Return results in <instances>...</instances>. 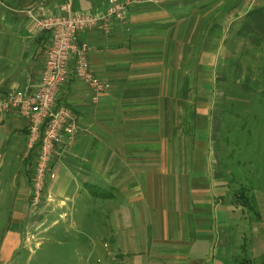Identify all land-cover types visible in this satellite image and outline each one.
Returning a JSON list of instances; mask_svg holds the SVG:
<instances>
[{
	"label": "crops",
	"instance_id": "0c3cea01",
	"mask_svg": "<svg viewBox=\"0 0 264 264\" xmlns=\"http://www.w3.org/2000/svg\"><path fill=\"white\" fill-rule=\"evenodd\" d=\"M132 1L126 26L81 35L108 90L93 103L73 77L60 89L79 131L55 148V179L33 217L27 126L0 115V216L14 211L0 264L12 262L25 215L36 227L50 219L48 231L76 227L90 198L107 217L112 264H264V177L246 156L244 120L264 114V0ZM61 2L0 0V97L36 87L50 36L31 17L57 15ZM70 2L105 11L103 0Z\"/></svg>",
	"mask_w": 264,
	"mask_h": 264
},
{
	"label": "built area",
	"instance_id": "2783aa9c",
	"mask_svg": "<svg viewBox=\"0 0 264 264\" xmlns=\"http://www.w3.org/2000/svg\"><path fill=\"white\" fill-rule=\"evenodd\" d=\"M70 1L63 0L60 13L54 16L40 19L27 13L34 21V30L50 36L43 55V68L33 90L27 84L0 97V115L13 113L27 126V150L34 154L29 202L32 213H36L44 201L47 181L55 179L51 170L55 148L73 141L79 131L71 109L58 102L60 89L73 77L89 91L93 103L108 90V85L89 68L88 46L81 42V35L94 29L108 34L114 24L126 26L128 8L133 4L132 0H103L104 13L93 15L74 12Z\"/></svg>",
	"mask_w": 264,
	"mask_h": 264
},
{
	"label": "rangeland",
	"instance_id": "374dc122",
	"mask_svg": "<svg viewBox=\"0 0 264 264\" xmlns=\"http://www.w3.org/2000/svg\"><path fill=\"white\" fill-rule=\"evenodd\" d=\"M231 101L232 102H229L238 105V99L234 98L231 99ZM238 115L241 114L231 115L233 118L232 120H236ZM246 116L252 118L250 124H247V128H249L252 136L251 138H247L246 141L253 146L252 150L251 146L248 147L251 151L246 154V156L248 157L250 155L251 157L252 154L255 155V160L258 161L256 165L260 170V177H264V114L261 112L252 114L251 116L246 114L244 115V120L247 119ZM229 120L231 122V118ZM241 157L242 156L239 158ZM82 206L83 208L79 209V213H77L76 210L74 211V216L76 215L74 219L79 221L87 218V216L89 217L87 218L88 220H84L83 224L79 221V225L76 227L74 225L64 226L58 224L48 231L47 228L51 223L50 219L47 223L42 222V226L36 227L28 224L29 221L25 215L26 224L18 230L21 240V242H19L20 246L15 255H13L14 258L10 264L114 263L115 258L110 257V252H112L111 239H109L105 227L102 226V223L107 222L105 220L107 217H104L103 214L104 211H101L102 207H99L98 201L91 200V198ZM27 212L29 216L33 217L32 215L34 214L29 208H27ZM13 216L14 211L11 210L10 206L2 211L0 216L1 237L6 230L12 228L11 219Z\"/></svg>",
	"mask_w": 264,
	"mask_h": 264
},
{
	"label": "trees",
	"instance_id": "16d2710c",
	"mask_svg": "<svg viewBox=\"0 0 264 264\" xmlns=\"http://www.w3.org/2000/svg\"><path fill=\"white\" fill-rule=\"evenodd\" d=\"M240 195H245V194H241V193H239ZM242 199H243V202H244V204H245V206H247L248 208H250V210L253 212V215L256 217V218H258V214L256 213V212H254V210H255V205H254V202H252L249 198H247V197H245V196H243L242 197ZM257 214V215H256ZM243 261H241V263H237L236 262V264H247V260H246V258H244V259H242Z\"/></svg>",
	"mask_w": 264,
	"mask_h": 264
}]
</instances>
